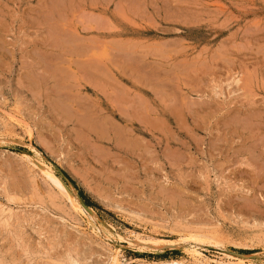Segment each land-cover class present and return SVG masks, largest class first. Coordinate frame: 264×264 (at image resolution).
<instances>
[{"label":"rangeland","instance_id":"1","mask_svg":"<svg viewBox=\"0 0 264 264\" xmlns=\"http://www.w3.org/2000/svg\"><path fill=\"white\" fill-rule=\"evenodd\" d=\"M192 248L264 264V0H0V264Z\"/></svg>","mask_w":264,"mask_h":264},{"label":"bare ground","instance_id":"2","mask_svg":"<svg viewBox=\"0 0 264 264\" xmlns=\"http://www.w3.org/2000/svg\"><path fill=\"white\" fill-rule=\"evenodd\" d=\"M54 30V29H53ZM77 46V45H76ZM78 48V47H77ZM76 49V48H75ZM64 111V110H63ZM9 115V114H8ZM13 117V116H12ZM8 119V118H7ZM12 121V120H11ZM14 123V122H13ZM17 124V123H16ZM34 157H32L31 155L29 154H26L25 155V159L31 163L32 165V168L33 167H37L41 173H43L52 183L54 186L57 187V189L61 192V194L69 201L70 203V206L77 209V211L80 213V214H83L85 215V211L81 208L80 204L75 200L74 196L72 195V193L70 192V190L68 189V187L66 186V184H64V182L57 176L55 175V173L52 171V169L50 168V166L44 162H41V161H37V160H34L33 159ZM37 159V158H36ZM30 165V164H28ZM62 196V197H63ZM63 197V199H64ZM65 199V200H66ZM66 202V201H65ZM12 213V212H11ZM4 215V214H3ZM9 215V214H8ZM88 215V214H87ZM89 217V216H88ZM86 222V221H85ZM78 224V223H77ZM80 228V227H79ZM191 238V237H190ZM123 239H128V238H123ZM129 241V240H127ZM196 241V240H195ZM211 241V240H210ZM140 243H147V244H151L153 246H157V242H155L154 240L152 241H148V240H143V239H140L138 238L137 236L134 238V245H138ZM213 245L214 242H213ZM170 248H172V246H169ZM186 251V250H185ZM188 252V255L190 256V258L192 259V262L189 263V264H211L207 259V258H204V256L199 252L197 251L196 249H191L189 251H186ZM228 257H232L230 255H228ZM226 256V258H228ZM110 262L109 264H122L123 262H121V259L119 258V252L117 250H115L111 255H110ZM243 258V257H242ZM225 259V258H224ZM229 259V258H228ZM231 259V258H230ZM221 260V259H220ZM237 261H235L234 263L236 264H245L246 262H248V264H251V262H249L248 260L246 259H235ZM225 261V260H224ZM232 261V260H231ZM73 262V261H72ZM223 262V260H222ZM214 262L215 264H234L233 262L232 263H225V262ZM75 263V262H74ZM155 263V262H154ZM213 263V264H214ZM124 264V263H123ZM171 264H185L183 261H179V260H172L171 261Z\"/></svg>","mask_w":264,"mask_h":264},{"label":"trees","instance_id":"3","mask_svg":"<svg viewBox=\"0 0 264 264\" xmlns=\"http://www.w3.org/2000/svg\"><path fill=\"white\" fill-rule=\"evenodd\" d=\"M58 175L62 174L67 180L68 183L66 184H70L74 187V189L77 192V196L82 200V202L87 206V207H92L94 206V204L89 200V198L84 194V192L82 191L81 188L77 187V185L75 184V182L62 170L58 169ZM176 250L172 249V250H165L162 254L166 255V254H173L175 253ZM141 256H143V254H141Z\"/></svg>","mask_w":264,"mask_h":264},{"label":"water","instance_id":"4","mask_svg":"<svg viewBox=\"0 0 264 264\" xmlns=\"http://www.w3.org/2000/svg\"><path fill=\"white\" fill-rule=\"evenodd\" d=\"M60 178L62 179V181H63L64 183H68V180H67L62 174H60ZM76 197H77L78 202H79L80 205L82 206V208H83L85 211H87L90 215H92L93 212L90 210V208L87 207L77 195H76ZM165 247H169V246H165ZM169 248H170V247H169ZM232 253H233L235 256H238V257H246V256H247V255L240 254V253H236V252H232ZM247 257H248V256H247Z\"/></svg>","mask_w":264,"mask_h":264}]
</instances>
